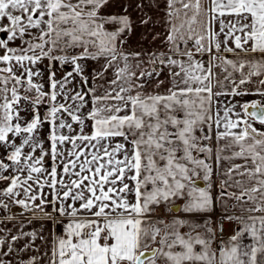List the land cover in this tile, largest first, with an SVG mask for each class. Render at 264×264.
Listing matches in <instances>:
<instances>
[{
  "label": "snow or ice",
  "instance_id": "snow-or-ice-1",
  "mask_svg": "<svg viewBox=\"0 0 264 264\" xmlns=\"http://www.w3.org/2000/svg\"><path fill=\"white\" fill-rule=\"evenodd\" d=\"M145 8L166 32L133 50ZM226 198L240 214L214 222ZM13 206L62 228L20 264H264V0H0ZM38 235L0 238V264Z\"/></svg>",
  "mask_w": 264,
  "mask_h": 264
},
{
  "label": "crops",
  "instance_id": "crops-1",
  "mask_svg": "<svg viewBox=\"0 0 264 264\" xmlns=\"http://www.w3.org/2000/svg\"><path fill=\"white\" fill-rule=\"evenodd\" d=\"M145 13L147 14V16L153 17V19L156 21L155 25H153L151 21L147 25L139 23L140 18L144 17ZM132 19L134 21L133 30L128 40V45L130 46V48L133 50H140L141 48L155 49L159 44V40H153V36L157 33L164 34L166 32V25L162 23V13H159L153 9L145 8L144 12L133 11ZM89 65L90 67L97 66L95 62L92 61L89 62ZM259 79L260 78H254L253 84L247 85L246 87L249 90H252L254 87L258 86L257 81ZM243 99L250 100L252 99V97H244ZM217 176H214L213 179L217 183H219ZM233 203L234 201L228 198L225 199L224 205L221 206L218 203L216 211L212 217L213 221L215 222L221 216L233 214L239 215V211L231 207ZM21 212H23V215L20 214ZM5 216H14V219L6 220L4 219ZM238 227L239 225L225 220L223 236L221 237V234L218 232L217 240H227ZM32 231H36L39 235H42L44 239H40L38 235L34 243L31 242V239L29 237H23L20 241L14 242V252L11 255V259L15 262V264H20V261L22 260L27 261L33 255L40 257L44 252L49 251L52 237L54 235H61L62 228L59 225L53 227L51 222L47 220L34 218L33 213L20 209L19 206H13L12 212L0 210V238H8L13 234L20 235L22 232ZM25 241H28L30 243L31 246L29 247V249L27 251L18 250L21 246L24 245ZM213 247H215V244L213 245ZM37 249H39V251H37ZM5 259H7V257H5Z\"/></svg>",
  "mask_w": 264,
  "mask_h": 264
},
{
  "label": "flooded vegetation",
  "instance_id": "flooded-vegetation-1",
  "mask_svg": "<svg viewBox=\"0 0 264 264\" xmlns=\"http://www.w3.org/2000/svg\"><path fill=\"white\" fill-rule=\"evenodd\" d=\"M218 214V213H217ZM219 215V214H218Z\"/></svg>",
  "mask_w": 264,
  "mask_h": 264
},
{
  "label": "rangeland",
  "instance_id": "rangeland-1",
  "mask_svg": "<svg viewBox=\"0 0 264 264\" xmlns=\"http://www.w3.org/2000/svg\"><path fill=\"white\" fill-rule=\"evenodd\" d=\"M229 190H231V189H229Z\"/></svg>",
  "mask_w": 264,
  "mask_h": 264
}]
</instances>
